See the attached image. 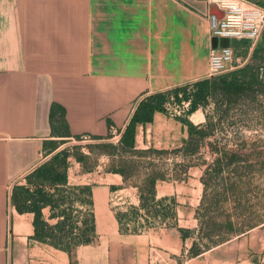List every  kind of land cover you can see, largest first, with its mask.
<instances>
[{"label":"crops","instance_id":"0c3cea01","mask_svg":"<svg viewBox=\"0 0 264 264\" xmlns=\"http://www.w3.org/2000/svg\"><path fill=\"white\" fill-rule=\"evenodd\" d=\"M210 15L205 0H0V264H264V224L189 254L193 237L183 239L178 228H197L201 193H160L158 186L178 187L200 171L196 166L182 181L156 183V198H174L175 220L122 232L107 208L106 186L89 183L92 172L69 159L67 184L91 185L95 234L71 258L33 239L32 214L9 202L11 186L44 160L42 141L63 138L50 129L52 103L55 125L61 120L68 134L119 138L143 97L208 77ZM261 34L232 39V68L250 59ZM187 117L203 124L205 110ZM186 137L182 122L156 111L152 122L136 125L135 146L175 148ZM94 172L126 192L114 193L117 203L138 206L136 187L116 173Z\"/></svg>","mask_w":264,"mask_h":264},{"label":"trees","instance_id":"16d2710c","mask_svg":"<svg viewBox=\"0 0 264 264\" xmlns=\"http://www.w3.org/2000/svg\"><path fill=\"white\" fill-rule=\"evenodd\" d=\"M264 7L261 0L255 1ZM262 69H255L246 64L226 71L225 73L208 76L191 84L177 86L164 91L155 92L143 97L134 110L129 122L125 125L118 140L115 143L105 141L112 135L104 137L89 135L94 141H99L107 151L104 152L110 161V168L104 172L120 175L122 184L136 187L139 193L138 206H130L125 211L114 213L118 228L122 232H142L157 225H168L176 218L174 198H156L157 181H182L187 178L192 165L188 163L174 164L172 169H165L160 161L159 154L168 149L154 147L136 148L135 130L138 123L152 122L156 111L164 112V103L170 95H174L178 101L190 100L187 116L198 108L204 107L209 100L230 107L237 103L243 96L255 90L258 84L263 82ZM190 89L188 90V87ZM182 93V99L178 97ZM55 104H51L48 113V122L52 133L63 137L60 139H46L41 143V153L44 160L25 173L20 180L16 181L10 189L9 202L17 213L28 212L32 214V238L63 250L71 258L72 249L79 244L90 242L94 238V216L92 212L91 185L90 184H67V168L69 158H74L81 163L82 157H75L71 149L62 146L70 138L80 139V135H70L63 128L61 120L57 126L55 122ZM187 116L177 117L187 127V137L183 139L181 146L175 147V153H181L183 160L190 161L191 156L198 153L202 141L212 134L210 125L193 124ZM220 156L206 166L203 179L204 187L209 184L205 175L216 170H221L223 164L229 165L240 156L233 151L221 150ZM90 172L91 169H84ZM170 175V176H168ZM137 177L138 183L132 182ZM110 188L118 187L110 185ZM205 194L195 211L198 227L195 230L178 228L181 237H193L189 249L191 256L215 246L232 235L246 232L257 224L264 223V215L258 219L259 223L245 225L240 220V213H213L207 219L211 204L205 205ZM214 206H217L214 205ZM47 208L48 214L44 218L42 209ZM218 208V207H217ZM143 210L144 213H141ZM214 211V210H213ZM215 212V211H214ZM220 220H216L218 216ZM146 215L144 223H138L127 227V222H135L139 217ZM138 222V221H137ZM207 239V243H202ZM71 263V261H70Z\"/></svg>","mask_w":264,"mask_h":264},{"label":"rangeland","instance_id":"374dc122","mask_svg":"<svg viewBox=\"0 0 264 264\" xmlns=\"http://www.w3.org/2000/svg\"><path fill=\"white\" fill-rule=\"evenodd\" d=\"M261 1L264 2V0ZM222 17L223 15L218 16V18ZM261 38L262 43L255 44L250 59L244 65L249 64L255 69H262L264 75V30ZM234 64L231 65L229 70L236 69L232 68ZM190 87H188V90ZM178 97L182 99L181 92ZM171 99H174L173 102L177 103L181 101H178L172 94L166 102ZM213 99L209 100L204 107H201L205 110L206 116L203 125H210L206 130L211 129L212 134L204 138L198 153L188 158L191 159L188 162L183 160L181 153H175L174 148H167L166 152L159 154L160 161L164 163L165 169L171 170L173 165L177 163H188L192 167L196 166L200 171L197 169L192 170L190 179L184 183H179L178 187L175 186L176 183H174L173 188L170 185L171 183L169 185L161 183L158 186L159 191L162 193L173 189L177 190V193H201V197L205 194V205L211 204L207 219H209L212 212L240 213L242 216H239V219L244 220L245 225H254L259 223L258 219L264 215V79L261 84L255 87L254 91L243 96L230 107L218 104ZM105 141L115 143L113 135ZM98 143L99 141H94L88 136H82L80 139L70 138L62 146L70 148L75 157H82L81 163L72 157L69 158L77 163L82 171L88 168L91 169L89 183L106 186V193H110L106 199L107 208L114 211V213L125 211L127 209L126 205L117 203L119 200L114 197V193L126 192L109 188L105 184L106 179L92 177L95 174L94 171L104 172L105 168L111 167L110 158L104 154L107 151L106 147ZM223 149L233 151L240 157L229 165L223 164L221 170L206 174L205 178L209 181V184L204 187L201 180L206 166L220 156V151ZM138 179L135 176L131 181L138 183ZM216 204L217 206H214ZM216 215L218 216V214ZM145 218L146 215L139 217L138 222L135 221L132 225L144 223ZM215 219L220 220L221 218L218 216ZM236 236L238 235H232L230 238ZM207 242V239L202 241L204 244Z\"/></svg>","mask_w":264,"mask_h":264},{"label":"built area","instance_id":"2783aa9c","mask_svg":"<svg viewBox=\"0 0 264 264\" xmlns=\"http://www.w3.org/2000/svg\"><path fill=\"white\" fill-rule=\"evenodd\" d=\"M208 4L215 3L223 11L222 18L210 15V34L212 37L229 38L234 40L248 39L256 41L264 28V7L249 0H205ZM234 50L231 46L211 48L209 52V75L215 76L225 73L235 61ZM172 98V97H171ZM164 103V112L169 117L187 116L190 100ZM112 137V136H111ZM114 137L116 142L118 138ZM144 213L143 210H140ZM133 222L125 225L131 227ZM138 225V224H137ZM133 226V225H132Z\"/></svg>","mask_w":264,"mask_h":264},{"label":"water","instance_id":"95a60500","mask_svg":"<svg viewBox=\"0 0 264 264\" xmlns=\"http://www.w3.org/2000/svg\"><path fill=\"white\" fill-rule=\"evenodd\" d=\"M209 13L211 15H214L216 18H218L219 15H223V11L219 10L215 3L209 4ZM211 41H212V47L218 48V47L230 46L232 39L212 37Z\"/></svg>","mask_w":264,"mask_h":264}]
</instances>
